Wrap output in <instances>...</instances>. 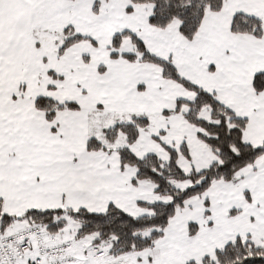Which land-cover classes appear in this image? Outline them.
Returning <instances> with one entry per match:
<instances>
[{"label":"snow or ice","instance_id":"snow-or-ice-1","mask_svg":"<svg viewBox=\"0 0 264 264\" xmlns=\"http://www.w3.org/2000/svg\"><path fill=\"white\" fill-rule=\"evenodd\" d=\"M0 264H264V0H0Z\"/></svg>","mask_w":264,"mask_h":264}]
</instances>
